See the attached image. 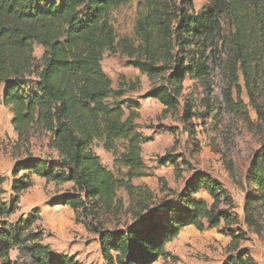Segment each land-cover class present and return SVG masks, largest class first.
Returning a JSON list of instances; mask_svg holds the SVG:
<instances>
[{"label":"trees","instance_id":"16d2710c","mask_svg":"<svg viewBox=\"0 0 264 264\" xmlns=\"http://www.w3.org/2000/svg\"><path fill=\"white\" fill-rule=\"evenodd\" d=\"M129 0H0V102L9 107L18 141L28 142L35 126L49 133V145L57 158L28 155L12 170V194L4 200L0 177V264H84L76 256L59 253L44 243L34 229V214L13 222L20 193L33 186V176L56 184L71 183L56 198L70 206L76 221L99 234L106 264H153L175 258L167 249L180 231L194 226L220 228L230 237L223 264H259L240 247L246 231L233 228L239 215L231 192L213 176L200 172L188 182L179 202L157 201L146 185L133 180L147 175L142 145L149 141L138 130L140 102L126 96L130 89L113 86L102 61L106 51L121 54L153 83L142 98L157 99L165 111H176L185 80H205L210 55L219 38L229 42L233 58L228 69L234 83L242 74L254 101L255 78L264 75V0H210L194 13V0H144L135 24V37L119 38L111 12ZM227 24L228 30L226 32ZM43 47L40 58L35 46ZM37 77V90L25 86ZM129 89V90H128ZM189 116L192 110H187ZM259 117L264 111L257 108ZM175 133V128L161 126ZM123 142L122 148L119 142ZM96 142L114 153L116 174L94 151ZM161 163H177L167 154ZM232 169V167H230ZM22 174L20 175V173ZM244 222L260 235L264 231V141L251 156L246 171ZM125 190L128 203L118 196ZM206 191L208 203L195 195ZM124 211L132 222L105 228L102 213ZM221 225H223L221 227ZM17 257L13 258L12 253Z\"/></svg>","mask_w":264,"mask_h":264},{"label":"rangeland","instance_id":"374dc122","mask_svg":"<svg viewBox=\"0 0 264 264\" xmlns=\"http://www.w3.org/2000/svg\"><path fill=\"white\" fill-rule=\"evenodd\" d=\"M61 3L63 0H54ZM210 0H194L193 12L197 13ZM144 0H129L111 12V20L119 38L135 37L136 20L143 11ZM226 32L228 30L225 23ZM214 57L211 48L207 63L208 73L205 80L188 77L184 82L180 104L176 111H165V107L154 98H142L155 82L142 74L138 68L128 63V58L121 54L105 52L102 61L105 72L111 77L113 86L125 83L126 96L140 102L138 130L149 141L142 145V157L147 167V175L133 180L134 184L146 185L152 190L157 201L168 199L179 202L190 179L200 172H205L227 188L235 202L234 212L239 215L238 224L247 233V239L240 247L250 251L259 264H264V231L256 234L244 222L245 196L248 191L246 171L251 156L264 141V116L261 118L257 108L264 111V75L257 76L256 96L254 101L249 95L243 75L234 83L228 69V61L233 58L231 45L219 38L215 42ZM43 47L35 46V54L41 57ZM4 84L0 83L3 94ZM27 94L37 90V77L24 88ZM187 110H192L189 116ZM13 114L9 107L0 102V177L2 197L9 200L12 194V170L15 164L28 155L44 158H57V153L49 145V133L39 126L33 127L28 142L18 141L12 125ZM161 126L175 128V133L161 129ZM120 148L123 142L119 143ZM94 151L101 157L104 165L116 174L124 172L120 164H115L114 153L96 142ZM171 154L177 163H161L160 158ZM232 167V169H230ZM22 172L20 173V175ZM34 183L20 193L17 211L9 217L10 221L34 214L37 208L40 219L34 224L35 230L43 233L44 243L53 251L76 256L84 264H106L99 244V234L89 230L82 222L76 221V214L68 205H58L56 198L70 190L71 183L56 184L44 178L33 176ZM118 196L128 203L125 190H119ZM197 198L212 202L210 195L199 191ZM105 228L123 227L132 219L124 211L119 215L102 213ZM223 225H221L222 227ZM230 237L220 228L200 231L194 226L182 229L179 235L167 244V249L175 258H160L153 264H223L229 252ZM12 257H17L13 252Z\"/></svg>","mask_w":264,"mask_h":264}]
</instances>
